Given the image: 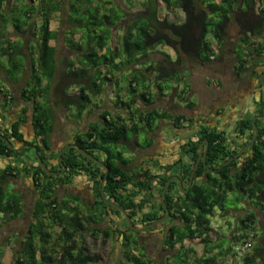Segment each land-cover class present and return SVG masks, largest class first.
<instances>
[{
  "label": "trees",
  "instance_id": "1",
  "mask_svg": "<svg viewBox=\"0 0 264 264\" xmlns=\"http://www.w3.org/2000/svg\"><path fill=\"white\" fill-rule=\"evenodd\" d=\"M23 5L22 12L32 16V24L16 21L11 24L15 33L6 35L3 31L8 24V15H5V1L0 0L1 53L9 60L18 53L20 45L16 43L14 46L19 47L11 49V42L15 34L24 32L26 26L34 39L28 64L30 78L20 91L21 98L31 102L30 110L24 109L22 117L11 121L8 131L0 127V133L10 144L9 139L13 138L22 145L15 149L0 138V158L12 161L0 169V227L27 215L22 235L16 232L4 235L0 244V264H4L1 259L4 246H10L12 251L8 264H100V255L91 253L85 243L88 233L104 240L110 238L121 245L117 264H156L141 238L143 233L153 230L160 233L164 230L161 233L162 249L169 250L179 244L178 249L167 257L169 264H222L228 254L234 256L235 243L246 238V232L254 230L258 224L257 211L264 214V125L260 124L264 123L263 117L254 120L258 131L255 142L226 164L223 162L251 141L254 129L251 120L246 125L250 133L238 149H229L221 131L205 126L200 128L199 137L195 139L188 134L181 143V136L173 137L174 144H180L177 157L172 161L158 164L154 170L133 163L137 160V150L145 152L155 145V139L161 141L160 121L167 119L171 128L178 129V125L188 119L184 113L172 114L154 106L157 89L170 91L179 84L177 96L184 101L191 90L188 79L182 74L187 68L185 62L205 64L212 60L215 47H220L227 39L230 22L238 33L234 48L237 75L254 49V52L264 51V0H66V3L63 0H32V6L28 2ZM162 6L167 13L160 15ZM62 10L66 12V26L61 48L67 55L60 57L54 41L62 26L59 21V25L54 23L53 27L50 20H58ZM36 18L40 19L37 34ZM113 34L114 45L111 44ZM251 36H260L263 43L253 47ZM160 45L171 49L176 57L173 59L164 52L158 59L150 58V53ZM12 66L17 67L15 63ZM63 76L62 82L58 78ZM109 85H112L113 95L107 88ZM50 93L57 96L52 103L62 104L66 114L73 115L70 112L73 105L79 122H84V112L92 108V97L105 95V99L117 107L115 113L114 109L105 107L84 127L70 129L69 145L61 152L62 164L58 159L59 151H49L55 137ZM13 100L11 96L6 102L10 105ZM261 102L264 113V101L261 99ZM185 104L187 108L194 106L190 99ZM95 112L93 110L92 114ZM263 113L261 111L260 116ZM29 114L32 139L20 131L25 115ZM72 122L69 119V123ZM140 133L144 134L141 142ZM153 133L158 137L155 138ZM203 140L207 141L205 164L199 161L189 188L183 193L178 187V179L184 189ZM117 146L134 151L131 155L135 160L133 156L123 158L121 152H113L112 147ZM79 148L97 159L101 154L107 170L84 156ZM24 150L34 151L32 158L28 155L25 159L32 160L30 170L22 167L23 164H16L27 156ZM37 157L51 172L62 165L68 170L62 175L47 174L39 161L34 164ZM50 158L52 166L47 162ZM144 158L149 162L153 160L151 156L144 155ZM24 172L36 192L29 211H25L22 192L15 190L12 179ZM75 175L81 179L86 175L91 181L93 203L81 201L75 193L65 192L64 197L56 194V187L60 183L73 184ZM169 177L172 179L163 196L169 216L147 230H131L125 219L123 223L117 219L123 218L121 212L103 199L122 207L134 226H143L164 215L160 195ZM102 182L104 197L101 195ZM6 184L11 188H6ZM230 194H234L236 205L229 208L226 203ZM243 200L254 210L237 215L229 222L233 232L228 233V237L224 234L228 242L223 247L220 238L214 242L209 235L213 230L210 216L215 207L223 214L237 213L238 204ZM108 211L112 212L111 216ZM103 221L104 227L96 225ZM237 230L239 235H236ZM257 234L255 231L253 247L240 260L241 264H260L261 243ZM185 239H198L203 245L201 255L186 247ZM215 248L217 252H214Z\"/></svg>",
  "mask_w": 264,
  "mask_h": 264
},
{
  "label": "crops",
  "instance_id": "2",
  "mask_svg": "<svg viewBox=\"0 0 264 264\" xmlns=\"http://www.w3.org/2000/svg\"><path fill=\"white\" fill-rule=\"evenodd\" d=\"M4 1L5 10L8 11L12 9V2L15 3L17 0ZM22 1L23 2H21V5L28 2V4L32 6V0ZM56 20L57 18L51 19L50 25L52 26V21L56 22ZM27 22L31 24V21L28 20ZM6 32L7 31L5 29V31H3V34H5ZM18 35V38L21 39V41L17 43L18 45H20L18 52L20 54L22 53L25 61L27 60V62L21 69V74L19 75L18 80L13 81L6 78L5 75L3 76L7 81H5L4 84H0V124L4 123L6 119H8V122H10V118H12V116H15V119H18L20 116L22 117V112L26 108H28V111L30 110L28 102L24 101L21 98L20 91L22 90V88H24L23 85L24 83H26L27 79L30 78L27 74V70H30L28 64L29 58L32 57V38L30 37V35L32 36V31L29 30L28 26H26L24 32L18 33ZM232 36V33L227 32V39H225V43H222L220 47H215V43L213 44L216 54L213 56L212 60L205 63L206 72L203 73V75L200 72V69L198 71H191L190 69L186 68L182 72V74L188 79L191 85L189 94L195 93V96L191 97L190 99L194 102V106L187 108L185 103L188 100L183 101V99L181 100L179 97L178 98L180 99V102L182 101L184 103H182V105H179L177 102H174V99L178 93V88L180 86L179 84L176 85V88H173L170 91H167L165 88H162L163 90L161 88L157 89L154 106L164 109L172 114L184 113L186 118H188L186 122H182L178 125L177 132H183L179 139V142L181 143L186 139V135L188 134H192L194 139L199 137L200 128L207 126L223 133L224 138L226 139L228 144L227 147L229 149H238L250 133V130L246 126L247 122L249 120L252 121V119L255 120L257 118H261L259 113H261V111L263 113L261 99L263 100L264 97V80L261 82L260 80L264 79V51H261V49L259 48L260 52H254V49L251 52L246 65L237 75L235 72L237 62L235 61L234 48L235 44H237L236 39L238 37V33H236L233 38ZM251 37L253 47H257L258 43H263V39L260 36ZM167 50L168 54L173 53L171 49L167 48ZM158 52L164 53L163 51ZM25 74H27L28 76L26 75L27 77H25ZM193 83H195V86L193 85ZM15 91H17V94H14ZM5 95L6 99H9V97L11 96L14 97V100L10 105H8V103L6 102ZM106 101L108 103L104 104V102L103 105L95 111L97 112L105 107H110L111 109H114L115 113L117 107L113 106L111 100ZM164 102L165 104H163ZM122 111L124 112V110ZM262 115H264V113ZM27 116L29 117L30 114ZM91 116L92 115L88 117ZM89 121L90 120L88 119L86 124ZM30 122L31 118L29 117V119L27 118L25 122H22L20 128V131L23 132V134L26 135L25 137L28 139H32V127L30 125ZM262 122H260V124L263 126L264 123ZM159 123L171 128V123L167 119H164ZM1 128L5 127L1 126ZM161 133L159 136V138H161V141H157V139H155V145H152L151 148L145 149V152H141L142 156H140L135 161H139V163H135L137 166L144 165V167H147L148 170H154L156 165L170 162L177 157V148H179L180 143L177 145L174 144L173 138L165 139L163 137V134ZM155 134L156 133H153V136H155ZM157 135L155 136V138L158 137ZM9 140L11 141V146L15 149H20L22 147V145H18L19 143H17L13 138ZM62 143L63 142H61L60 144ZM51 146L52 152L50 153H53L58 149L60 145L57 146V144L53 145L52 143ZM128 151L130 152L129 156L132 157L133 155H131V153H134V151H130V148L128 149ZM144 155L146 157L151 156L153 160L150 162L147 161L146 158H144ZM25 159L26 158L24 157L21 160L26 161ZM154 161H157V164H155V166ZM47 162L49 166L53 165V160L51 158L47 159ZM6 163H8V160L0 158V169H3ZM12 179L18 180V185H24L27 189L31 188L32 186V181L30 177L26 175V173L21 174V176H16ZM238 206L240 207L239 211L232 214L234 219L237 218V215L244 214L250 209L254 210L253 208L249 207L244 200L239 202ZM263 215L264 214L257 211L256 218ZM230 229V232H233V226L230 227Z\"/></svg>",
  "mask_w": 264,
  "mask_h": 264
},
{
  "label": "rangeland",
  "instance_id": "3",
  "mask_svg": "<svg viewBox=\"0 0 264 264\" xmlns=\"http://www.w3.org/2000/svg\"><path fill=\"white\" fill-rule=\"evenodd\" d=\"M21 2H23L22 0H17L15 3L12 2V9L14 10H8V11H5V15H8L7 16V20H8V24L6 25V35H8V33L11 35L14 32L11 24L12 23H16V21H20V24L22 22H27L28 20L31 21V24H32V17L30 16H27L26 14H24L22 12V9H24V5H21ZM63 2L66 3V0H63ZM20 4V5H19ZM34 5H36V3H34ZM37 6H39L37 4ZM12 11V12H11ZM134 11L136 12L137 9H134ZM160 15H163L166 12V9L164 8V6H162L160 8ZM65 13L64 10H62L59 14V18L58 20H56V22H53L52 21V26L54 27L55 24L54 23H57L59 25V21H60V25L62 26L61 29L58 31V35H57V38L56 40L54 41V43H57L58 45V56L62 57L63 55H67L66 54V50L62 49V38H63V31H64V28L66 26V23L64 21L66 16H65ZM169 13V12H168ZM40 17V16H39ZM169 17H172V15H169ZM41 18V17H40ZM181 19V17H180ZM37 20V18H36ZM37 26L38 28L35 30L36 34L39 32V26H40V19L38 18L37 20ZM56 24V25H57ZM13 32V33H12ZM227 32L229 33H232L233 36L236 35L237 33V28L235 25H233L231 22H230V25L228 27V30ZM115 33V31L113 32ZM119 33V31H118ZM232 36V38H233ZM19 35L18 33L15 34V37L13 39V42H11L12 45V48L11 49H15V48H18L19 46L15 47L14 44L18 43L21 41L20 38H18ZM30 37L32 38V42H34V39L33 37L30 35ZM115 34L112 35V39H111V44L114 45L115 44ZM20 44V43H19ZM4 45V44H2ZM5 46V45H4ZM4 50H6L4 48ZM156 51H152L150 53V58H153V59H158L160 58L163 54L158 52V51H163V52H166L168 53V50L165 46H157ZM2 49H0V84H4L5 81H7L3 76L5 75L6 78L8 79H11L13 81H16L19 79V75L21 74V68H23L25 66V58L23 57L22 53L20 54L19 52L17 54H15L13 57L10 58H7L6 55H3L1 53ZM170 57H172L173 59L176 57L175 53H172V54H169ZM27 62V60H26ZM14 63L17 65V67L14 69V67L12 65H14ZM186 64V67L188 69H190L191 71H198L200 69V72L202 73H205L206 72V67H205V64H201L200 62L198 61H193V62H185ZM22 65V67H21ZM31 72V69L30 70H27V74L29 75ZM3 73V74H2ZM25 74L24 76L27 77L28 75ZM187 74V73H186ZM27 75V76H26ZM187 76V75H186ZM60 81L62 80V82L64 81V76L63 78H58ZM58 82V81H57ZM193 85L195 86V83H193ZM112 85L108 86L107 88L108 89H111V92H112V95H113V90H112ZM14 94H17V91L14 92ZM195 93H192V94H187L186 98L184 99V101H187L189 99H191V97L195 96L194 95ZM56 94L54 93H50L49 95V102H51V105L53 104L52 101H53V98H56L55 97ZM15 96V95H14ZM110 98V96H109ZM197 99V98H195ZM24 100V99H23ZM22 100V101H23ZM25 101V100H24ZM91 104L90 106H92L91 109H88L84 112V122H79L77 121L78 120V115L77 117L74 115L76 114L75 112V108L73 107V105H71V110L70 112H72L73 115H69V114H66L65 112V109L62 107V104L60 103H57L56 105L53 104L52 106V112H53V116H54V134H55V137L54 139L52 140L53 142V145L57 144V146L60 145L61 142H67L70 140V135L72 134L71 132V128H74L75 126V129H77V127L81 128V127H84L86 125V122L88 119L90 118H97L96 117V114L97 112H95L94 114H92L93 110H96L98 108H100L103 103L106 104L108 103L105 99V95H103L102 97L100 96H96V97H92L91 99ZM174 102H177L179 105H182V103L184 102H180V99L178 98V96L175 97L174 99ZM29 104V107H31V102H28ZM165 104V102L163 103ZM96 105V107H94ZM94 107V108H93ZM120 108H123L125 109L124 107L120 106ZM126 111H128V109H125ZM89 115H92L91 117H88ZM69 116V117H68ZM75 116V117H74ZM113 116V113L112 115ZM26 119L28 118L27 115H25ZM15 118V116L13 117ZM70 119V122L72 123H69V119ZM8 119H6L4 121V123H1L0 124V127H5V130L8 131L9 127H8ZM77 124H76V123ZM162 133L163 134V137L166 139H170V138H173L175 136H181V133H178L177 132V128H170L169 126H166V125H162ZM4 131V129H2ZM253 132H254V129H253ZM2 135V133H0ZM3 136V135H2ZM139 138H140V142L144 140V134L143 133H140L139 134ZM112 150L113 152H121L123 155L122 157L125 158V157H129L130 155V152L127 151L126 148H124L123 146H117V147H112ZM26 151V150H24ZM31 152V153H30ZM30 152L26 151L25 153V158H28L29 156H31V158L33 157V154H34V151L32 152V150H30ZM141 152H143V150H137L136 153H135V158L138 159L140 156H142ZM21 153V151H19V154ZM29 155V156H28ZM101 156V154H99ZM36 157V155H35ZM134 157V156H133ZM14 158V157H13ZM135 158H133V161L135 160ZM7 160V159H6ZM8 161L11 163V159H8ZM38 160H34V164H36ZM21 163V164H20ZM135 163H139V161L137 162H134L133 164ZM17 165H22V167L24 168H28L29 170L32 169V160H26V161H23L20 162V161H17L16 163ZM40 164V163H39ZM157 170H155L154 172H156ZM13 183L15 186V190H18V191H21L22 194H21V197L24 199V207H25V211H29L30 210V206H31V202L33 204V200L35 198V194L36 192L31 188H25L26 186L24 185H18V180H15L13 179ZM6 188L9 189L10 185L6 184L5 185ZM92 183L91 181L89 180V178L87 177L86 178V175H85V178L84 179H81L79 175L77 176H74L73 177V184H70V185H65L64 187H68V188H65V190H63V186L61 185V187H56V194H60L61 197H64L65 196V192L66 191L67 193H69L70 195L73 194V193H76L77 196L80 198L81 196H84L83 197V200L89 202V203H93V200L95 199L94 198V195L91 194V187H92ZM11 188V187H10ZM67 189V190H66ZM235 196L234 194H230L229 195V202L226 203V206L227 207H233L234 204L236 205V202H235ZM81 200V201H83ZM144 209H147L144 207ZM119 211V210H118ZM110 213V216L112 214L111 211H108ZM213 214L210 216V222H211V225L213 227V230L209 231V235L211 237V239L216 242L219 240L223 242L224 246H226L227 242H228V238H225L224 236L228 237V233L231 231L230 227H229V222H233V215L231 214V212H227V213H224L221 212V210L218 208V207H215L213 209ZM122 214V213H121ZM123 216V215H122ZM26 217L27 215L24 214V216H21V217H18L16 219H13L11 220L10 222L4 224L3 226L0 227V244L4 241V235L5 234H8L9 232H16V233H19V235H22L23 234V231L25 229V225H26ZM108 217L106 216V219ZM117 218V217H116ZM120 222L123 223V219H124V216L123 218L119 217L117 218ZM259 222L258 224L256 223L255 226H254V230L258 233V237L260 238V243H261V251H260V254H261V260H260V264H264V215L263 216H260L259 217ZM105 221H103L102 223H97L96 225L97 226H102L104 227V224ZM144 226V225H143ZM142 225H136L135 227L137 228H140V227H143ZM131 230H134L132 229L131 227H129ZM163 227H160V230H162ZM147 230V229H145ZM136 231V230H135ZM143 231V230H142ZM216 231V232H215ZM262 231V232H261ZM133 232V231H132ZM161 233L163 234L164 233V230L161 231ZM160 233V231L158 230H153V231H150L149 233L147 232L146 234L143 233L141 238L142 240H145L146 242V248H147V253L148 254H153V257H154V260H155V263L156 264H169V261L167 260V257L169 255H171L172 253H174L175 249H178V245H175L174 248L172 249H169V250H164L162 249V234ZM226 234V235H224ZM257 237V238H258ZM85 243L86 245L90 248V251L91 253H96L97 255H100L101 257V260H100V264H117L118 262V259L121 257V252H120V247L121 245H117L116 241L112 240V239H103L101 236H94L90 233H88L85 238ZM212 244V243H211ZM184 245L188 248H191L193 250V252L196 253V255H201V253L203 252V245L202 243L199 242L198 239H185L184 241ZM3 246V245H1ZM125 246V245H124ZM218 249L215 248L214 249V252H217ZM12 251H11V248L10 246H4L3 247V254H2V261L4 264H8L9 261H10V258H11V254ZM174 260V259H173ZM238 263L236 258L232 255H227L222 264H236Z\"/></svg>",
  "mask_w": 264,
  "mask_h": 264
},
{
  "label": "water",
  "instance_id": "4",
  "mask_svg": "<svg viewBox=\"0 0 264 264\" xmlns=\"http://www.w3.org/2000/svg\"><path fill=\"white\" fill-rule=\"evenodd\" d=\"M263 101H264V97H263ZM260 117H263V118H264V115H261ZM252 125H253V127H254V132H253V135H252L251 141H250L249 143H247L246 145H244V146H243L238 152H236L233 156L229 157L226 161H224L223 164H226L228 161H230V160H232L233 158H235V157L241 155V153H242L244 150H246L248 147H250V146L255 142V138H256V136H257L258 131H257V128H256V126H255L254 119H252ZM0 138H2V139H4L5 141H7V144L9 145V147H12L11 144L8 142V140H7L4 136H2L1 134H0ZM203 142L205 143V145H203ZM203 142H201L200 145H199L198 155H197V158H196V160H195V162H194V165H193V168H192V170H191V173H190V175H189L188 185H187L184 189L182 188V184H181L180 179H178V185H179L178 187H179L180 191L183 192V193L187 192V190H188V188H189V185H190V183H191V180H192V178H193L194 170L196 169V167H197L199 161H201L202 164H205V155H206V151H207V145H206V144H207V141H206V140H203ZM33 149H34V151H35V148H34V147H33ZM79 151H80L84 156H86V157L92 159L94 162L103 165L99 160H97L94 156H92L91 154H89L88 152H86L84 149L79 148ZM60 153H61V152H59V154H58L59 160H60ZM35 154H36V151H35ZM37 159H38V161H39L41 167L44 169V171H45L47 174H58L59 172H61V170H60V171H54V172L49 171V170L47 169L46 165L41 161L40 157H37ZM63 169H64V168H63ZM105 170H107L106 167H105ZM105 177H106V172H105V174H104V179H105ZM174 177H175V176H174ZM171 179H172V177H169V178L166 180L164 186L162 187L161 195H160V202H161L163 208H165V213H164V215L161 216V217H159V218L156 219L155 221H152V222H150V223L145 224L143 227H140V228H137V227H135V226L132 224L131 219L129 218L127 212H126L122 207H120L119 205H117V204H115V203L109 202V201L106 200L105 198H103V199H104V201H106L109 205H111V206L114 207L115 209H118V210L122 213V215L124 216V219H125V221H126L128 227H131L132 229H134V230H136V231H142V230H145V229H147V228H149V227H151V226H153V225L159 223L160 221L165 220V219L169 216V211H168V209H167L166 206H165V203H164V200H163V196H164V193H165L166 187L168 186V184H169V182H170ZM102 186H103V185H101V195L104 197L103 187H102Z\"/></svg>",
  "mask_w": 264,
  "mask_h": 264
},
{
  "label": "built area",
  "instance_id": "5",
  "mask_svg": "<svg viewBox=\"0 0 264 264\" xmlns=\"http://www.w3.org/2000/svg\"><path fill=\"white\" fill-rule=\"evenodd\" d=\"M239 231H236V235H239ZM247 237L243 238L235 243V255L237 262L236 264H241L240 260L243 258V256L249 252L252 247L255 240V230H248L246 232Z\"/></svg>",
  "mask_w": 264,
  "mask_h": 264
},
{
  "label": "flooded vegetation",
  "instance_id": "6",
  "mask_svg": "<svg viewBox=\"0 0 264 264\" xmlns=\"http://www.w3.org/2000/svg\"><path fill=\"white\" fill-rule=\"evenodd\" d=\"M15 118H13V116H12V118H10V122H7L8 123V126L10 125V123H11V121H13ZM69 145V142H63L62 144H60V146L58 147V151L59 152H62L63 151V149L64 148H66L67 146ZM52 147V146H51ZM32 150H33V143H32ZM56 150V151H57ZM49 151H51V148H49ZM59 159V158H58ZM59 162L62 164V160H61V156H60V160H59ZM64 168V169H63ZM61 170V172H59L57 175H62L63 173H66L65 171H67L68 169H66V166H64V165H62L59 169H56L55 171H60ZM144 175V174H143ZM153 178V177H152ZM148 182H149V180H148ZM61 185L63 186V190H65V188H68V187H64L65 185L63 184V183H60V186H57V187H61ZM32 189L34 190V188L32 187ZM67 190V189H66ZM64 192H66V191H64ZM76 194V193H75ZM77 195V194H76ZM83 197L84 196H81L80 197V199L81 200H83ZM110 215V214H109ZM112 215V214H111ZM148 229V228H147Z\"/></svg>",
  "mask_w": 264,
  "mask_h": 264
},
{
  "label": "clouds",
  "instance_id": "7",
  "mask_svg": "<svg viewBox=\"0 0 264 264\" xmlns=\"http://www.w3.org/2000/svg\"><path fill=\"white\" fill-rule=\"evenodd\" d=\"M9 142V141H8ZM67 142H69V141H67ZM53 143V142H52ZM76 147V146H75ZM77 148V147H76ZM90 154V153H89ZM92 155V154H91ZM60 156H61V153H60ZM93 156V155H92ZM95 157V156H94ZM59 158V157H58ZM96 158V157H95ZM102 158H103V156L101 155L100 156V158L99 159H97V160H99L101 163H102ZM92 160V159H91ZM93 161V160H92ZM94 162V161H93ZM94 163H96V162H94ZM96 164H98V163H96ZM103 164V163H102ZM98 165H100V166H103V167H105L104 166V164L103 165H101V164H98ZM47 167V166H46ZM48 169V168H47ZM49 170V169H48ZM50 171V170H49ZM81 175H83V174H81ZM76 176V175H75ZM102 185H103V182H102Z\"/></svg>",
  "mask_w": 264,
  "mask_h": 264
}]
</instances>
